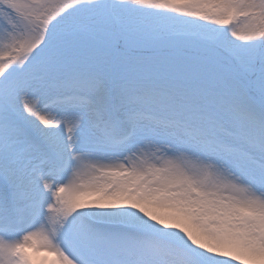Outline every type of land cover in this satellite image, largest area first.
I'll use <instances>...</instances> for the list:
<instances>
[{
  "label": "snow or ice",
  "instance_id": "6c2138e0",
  "mask_svg": "<svg viewBox=\"0 0 264 264\" xmlns=\"http://www.w3.org/2000/svg\"><path fill=\"white\" fill-rule=\"evenodd\" d=\"M0 264H264V0H0Z\"/></svg>",
  "mask_w": 264,
  "mask_h": 264
},
{
  "label": "bare ground",
  "instance_id": "6f19581e",
  "mask_svg": "<svg viewBox=\"0 0 264 264\" xmlns=\"http://www.w3.org/2000/svg\"><path fill=\"white\" fill-rule=\"evenodd\" d=\"M47 255H48L47 253H39V254H38V258L42 260L43 257H45V256H47Z\"/></svg>",
  "mask_w": 264,
  "mask_h": 264
}]
</instances>
